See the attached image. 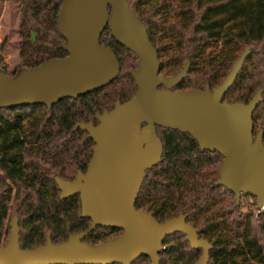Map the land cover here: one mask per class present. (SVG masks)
Wrapping results in <instances>:
<instances>
[{
    "label": "trees",
    "instance_id": "obj_1",
    "mask_svg": "<svg viewBox=\"0 0 264 264\" xmlns=\"http://www.w3.org/2000/svg\"><path fill=\"white\" fill-rule=\"evenodd\" d=\"M0 1L23 3L21 62L12 73L3 65L6 74L14 76L22 69L67 56L61 48L63 37L57 23L63 0ZM129 3L158 48L162 74L175 75L190 57L188 75L177 90L205 88L207 83L216 88L232 69L239 53L248 47L256 51L246 59L224 100L248 102L264 88V0H129ZM169 6L181 19L170 26L176 37L165 40ZM106 35H110L109 29L102 36L103 42ZM220 40L226 46L219 52V64L209 61L207 69L201 70L198 59ZM107 44L114 46L112 42ZM115 51L130 50L121 46ZM255 58V73L247 78L249 62ZM119 59L122 64L121 57ZM121 72L122 69L114 83ZM126 76L134 80L129 72ZM124 90H119L120 96L116 99L130 98L136 87L128 91L129 94ZM101 92L65 98L53 105L52 110L45 105L0 109V170L17 186L14 195L13 187L8 186L0 196V245L8 242H5L7 236L3 231L13 199L20 201L27 214L22 228L19 210L16 211L22 248L44 243L47 232H51L53 240L58 242L70 233L90 227V220L81 216L79 197L62 201L54 177L71 178L78 168L87 166L94 141L87 138L85 131L74 129V125L93 118L105 105L111 106L114 100L111 91ZM126 94L129 96L124 97ZM253 119L255 128L264 127V91L263 101L254 111ZM158 133L164 145L162 161L147 170L137 208L152 213L161 222L184 213L188 222L199 228L201 237L213 245L209 264H264V210L259 211L255 204L253 210L243 211L242 200L238 204L235 193L223 185H215L219 181L223 156L218 151L202 150L189 133L163 127H159ZM211 207H216L221 220L208 216ZM238 227L242 230L237 236L220 232L221 228L235 230ZM119 234L120 229L98 227L86 236L85 241L98 244ZM164 245L165 249L160 253L161 264H196L203 253L201 249H193L181 232L168 236ZM150 263V258L143 255L133 264Z\"/></svg>",
    "mask_w": 264,
    "mask_h": 264
},
{
    "label": "water",
    "instance_id": "obj_2",
    "mask_svg": "<svg viewBox=\"0 0 264 264\" xmlns=\"http://www.w3.org/2000/svg\"><path fill=\"white\" fill-rule=\"evenodd\" d=\"M57 23L67 56L14 76L3 71L0 56V109H52L65 98H78L113 82L121 63L116 52L101 43L107 26L139 58L138 68L130 71L137 88L126 101L117 100L112 110L96 113L97 124L76 123L75 128L86 131L95 143L87 170L79 171L74 180L55 177L61 200L80 196L81 216L92 221L90 227L61 242H53L49 232L46 243L25 249L15 213L10 238L0 245V264H133L143 255L150 264H161L166 238L178 232L187 236L193 249L202 250L196 264H209L213 245L184 213L161 222L136 202L147 170L162 161L164 145L157 128L163 127L189 133L202 150L218 151L223 160L215 185L235 193L238 204L242 196H253L257 209H263L264 127L255 134L253 114L263 101L264 88L248 102L224 100L256 49L245 48L216 88L207 83L205 88L174 90L188 75L190 57L177 74H162L158 50L129 0H63ZM98 227L118 228L121 234L98 244L86 242Z\"/></svg>",
    "mask_w": 264,
    "mask_h": 264
},
{
    "label": "rangeland",
    "instance_id": "obj_3",
    "mask_svg": "<svg viewBox=\"0 0 264 264\" xmlns=\"http://www.w3.org/2000/svg\"><path fill=\"white\" fill-rule=\"evenodd\" d=\"M151 6H149L150 8ZM171 6L168 7V12L166 10V14L168 17L167 20V33L166 37H164L165 40L174 39L176 37V33L174 30L170 28V26H173L174 23L181 17L174 11H171ZM22 12H23V3L20 1H0V56L2 57V64L6 67L7 72L12 73L14 69H16L20 62H21V47H20V41H21V35H20V23L22 19ZM168 38V39H167ZM226 46L223 40H220L218 42V45L209 47L204 55L198 59V65L201 70H206V66L211 62H217L219 64L221 54L219 53L221 49ZM248 47V46H247ZM174 51H171L173 53ZM241 53V52H240ZM239 53V55H240ZM121 59H122V72L120 77L118 78V81L113 83V85L106 87L101 93H107L110 92L114 98L120 96V89H125V93L130 92L134 88V82L127 77V73L130 69H134L137 67L138 58L137 56L129 51H121L119 53ZM257 60L255 58L253 61H250V66H248V71L246 72L245 76L247 78L251 77L254 71V62ZM183 65V64H182ZM223 76V74H221ZM125 87V88H124ZM115 93V94H114ZM110 94V95H111ZM129 94V93H128ZM126 94L124 97H128L129 95ZM123 97V98H124ZM111 98V97H110ZM114 100L111 102V107L114 105ZM125 100V99H124ZM260 126H256L255 133L258 132ZM0 196L6 191L8 186L13 187V195L16 192L17 186L12 184L9 180H7L0 170ZM242 203L243 211L253 210L254 205L256 204V198L253 196L248 197H242ZM19 210L20 213V225L23 228L24 226V220L27 217L26 209L24 210L23 206H20V201L18 200H12L10 203V214H9V220L7 221V225L4 229V235L7 236L5 242H7L10 238L11 231H12V220L16 213V211ZM208 216L210 218H215L218 220H221L222 218L218 216L216 213V207H211L208 210ZM235 230H228L226 228H221L219 231L222 233H230L232 235H239L238 232H241L242 227L234 228ZM202 255V254H201ZM199 255V258L201 257ZM199 259H197L198 261Z\"/></svg>",
    "mask_w": 264,
    "mask_h": 264
},
{
    "label": "flooded vegetation",
    "instance_id": "obj_4",
    "mask_svg": "<svg viewBox=\"0 0 264 264\" xmlns=\"http://www.w3.org/2000/svg\"><path fill=\"white\" fill-rule=\"evenodd\" d=\"M141 18V17H140ZM107 29H109V31H110V35H106L105 36V39H104V42L101 40V43L102 44H105V45H107V46H109V47H111L114 51L116 50V48H120L121 46H123V47H125L124 45H122L121 43H119L114 37H113V35H112V32H111V29H110V26H107L106 27V29L104 30V32L107 30ZM104 32H103V34H104ZM149 32V31H148ZM103 34H102V36H103ZM150 35V34H149ZM102 36H101V39H102ZM112 40V41H111ZM112 42V44H114V46H112V45H109V44H107L108 42ZM152 41V40H151ZM119 43V44H118ZM154 44V43H153ZM121 45V46H120ZM156 47V46H155ZM126 48V47H125ZM157 48V47H156ZM127 49V48H126ZM129 50V49H128ZM157 50H158V48H157ZM131 51V50H130ZM116 52V54H117V56H118V58H120L119 57V53H117V51H115ZM132 52V51H131ZM134 53V52H133ZM158 54H159V51H158ZM137 56V55H136ZM137 58H138V56H137ZM160 58V57H159ZM120 60V59H119ZM161 61V60H160ZM138 62H139V58H138ZM120 63H121V61H120ZM138 68V63H137V67L136 68H134V69H137ZM121 69H122V64H121ZM131 70H133V69H130L128 72L130 73V71ZM161 70V69H160ZM177 74V73H176ZM131 75V74H130ZM132 76V75H131ZM133 77V76H132ZM116 80V79H115ZM114 80V81H115ZM114 81L113 82H111L110 84H108L107 86H105L104 88H102V89H99V90H96L97 92H99V91H103L106 87H109V86H111L113 83H114ZM183 81V80H182ZM133 82H134V87H136L137 88V86L135 85V80H133ZM180 85V84H179ZM178 85V86H179ZM177 86V87H178ZM177 87L176 88H174V90H177ZM161 88L162 89H164V86H161ZM93 93V92H92ZM86 95H88V94H86ZM85 95V96H86ZM84 96V95H83ZM80 97V96H79ZM127 99H129V98H127ZM127 99H125V100H122V99H120V98H117L115 101H114V105H115V103H116V101L117 100H120L121 102H124V101H126ZM114 105H113V107H111V106H109V104H107V105H105L103 108H102V110H97L96 112H95V114H94V116H93V118H91V119H89L88 121H91V120H93L94 121V123L95 124H97L98 123V120L95 118V115H96V113H102L105 109H108L109 111L110 110H112L113 108H114ZM53 107V106H52ZM49 109V108H48ZM49 110H52V109H49ZM88 121H84V122H88ZM79 122V121H78ZM77 123V122H76ZM76 123H75V125H76ZM75 125H74V129H77V128H79V127H77V128H75ZM158 129H159V127L157 128V131H158ZM82 130V129H81ZM84 131V130H83ZM86 132V131H85ZM86 134H88L87 132H86ZM159 134V133H158ZM255 134H257V132L255 133ZM88 138V137H87ZM94 143V142H93ZM94 148H95V143H94ZM94 148H93V151H94ZM92 154H93V152H92ZM92 157V156H91ZM91 159V158H90ZM90 161V160H89ZM89 161H88V163H87V166L84 168V169H80V168H78L77 169V171L75 172V173H73V177H71V178H63V177H61V178H63V179H66V180H74L75 178H76V176H77V174H78V172L79 171H82V172H86V170H87V167H88V164H89ZM56 176H59V175H55V177ZM54 177V178H55ZM60 177V176H59ZM61 192V191H60ZM60 192H59V198H60ZM74 196H78L79 197V199H80V196L77 194V195H74ZM74 196H71V197H74ZM71 197H69V198H71ZM69 198H66V199H69ZM66 199H63V200H66ZM62 200V201H63ZM80 205H81V203H80ZM86 219H89V218H86ZM90 220V219H89ZM90 222L92 223V221L90 220ZM106 228H108V227H106ZM118 229V228H117ZM82 231V230H81ZM79 232V231H78ZM49 232H47V234H48ZM51 233V232H50ZM73 233H76V232H73ZM71 234V233H70ZM69 234V235H70ZM68 235V236H69ZM120 235V234H119ZM51 238H52V234H51ZM68 238V237H67ZM66 238V239H67ZM66 239H63V240H66ZM85 239H86V237H85ZM84 239V240H85ZM52 240H53V238H52ZM63 240H61V241H63ZM46 241H47V236H46ZM46 241L44 242V243H46ZM61 241H58V242H61ZM53 242H57V241H54L53 240ZM44 243H42V244H44ZM4 245V244H3ZM41 245V244H40ZM38 246V245H37ZM33 248V247H32Z\"/></svg>",
    "mask_w": 264,
    "mask_h": 264
},
{
    "label": "built area",
    "instance_id": "obj_5",
    "mask_svg": "<svg viewBox=\"0 0 264 264\" xmlns=\"http://www.w3.org/2000/svg\"><path fill=\"white\" fill-rule=\"evenodd\" d=\"M262 210H264V207H263V209Z\"/></svg>",
    "mask_w": 264,
    "mask_h": 264
}]
</instances>
